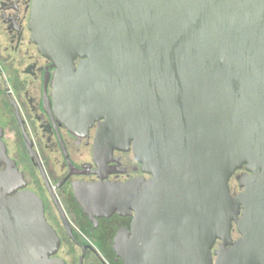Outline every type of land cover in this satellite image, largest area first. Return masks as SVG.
Segmentation results:
<instances>
[{
  "label": "water",
  "instance_id": "95a60500",
  "mask_svg": "<svg viewBox=\"0 0 264 264\" xmlns=\"http://www.w3.org/2000/svg\"><path fill=\"white\" fill-rule=\"evenodd\" d=\"M30 30L67 128L99 123L97 158L151 176L75 188L86 213L135 212L122 264H264V0H32ZM2 137L0 264H64Z\"/></svg>",
  "mask_w": 264,
  "mask_h": 264
},
{
  "label": "flooded vegetation",
  "instance_id": "af4514ba",
  "mask_svg": "<svg viewBox=\"0 0 264 264\" xmlns=\"http://www.w3.org/2000/svg\"><path fill=\"white\" fill-rule=\"evenodd\" d=\"M31 13L32 0H0V130L7 155L23 179L13 197L25 191L42 201L46 222L59 240L51 258L64 264H122L115 240L132 231L135 212L86 213L75 198V188L148 182L151 176L132 150L97 158L99 123L87 131L67 128L53 99L56 69L31 40ZM239 238L234 225L233 242ZM220 245L218 241L213 250L214 261ZM4 252L11 253L8 248Z\"/></svg>",
  "mask_w": 264,
  "mask_h": 264
},
{
  "label": "rangeland",
  "instance_id": "374dc122",
  "mask_svg": "<svg viewBox=\"0 0 264 264\" xmlns=\"http://www.w3.org/2000/svg\"><path fill=\"white\" fill-rule=\"evenodd\" d=\"M240 173V172H239ZM238 173V174H239ZM235 179V180H234ZM237 185H238V181L236 180V178L235 177H233L232 179H231V182H230V186H231V189L234 191H237V192H239L238 190H237Z\"/></svg>",
  "mask_w": 264,
  "mask_h": 264
},
{
  "label": "bare ground",
  "instance_id": "6f19581e",
  "mask_svg": "<svg viewBox=\"0 0 264 264\" xmlns=\"http://www.w3.org/2000/svg\"><path fill=\"white\" fill-rule=\"evenodd\" d=\"M77 132V131H76Z\"/></svg>",
  "mask_w": 264,
  "mask_h": 264
}]
</instances>
